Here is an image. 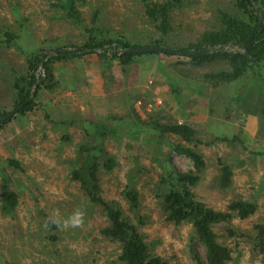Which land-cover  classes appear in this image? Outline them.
<instances>
[{
  "label": "rangeland",
  "instance_id": "rangeland-1",
  "mask_svg": "<svg viewBox=\"0 0 264 264\" xmlns=\"http://www.w3.org/2000/svg\"><path fill=\"white\" fill-rule=\"evenodd\" d=\"M54 1L0 0V112L13 108V85L27 71V50L54 46L68 50L67 45L83 43L93 15L104 31L135 44L148 45L159 35L147 19L143 0H77L82 24ZM225 10L236 12V0H184L171 13L173 28L164 44L196 40L203 31L219 26ZM5 31L18 36L8 43ZM176 60L163 53L137 55L124 69H114L97 53L87 52L58 62L60 87L51 93L40 91L38 106L0 130V264H124L119 260L120 243L102 233L109 223L105 210L71 176L84 155L82 145L101 146L116 160L114 169L108 170L104 156L97 159L101 194L118 200L134 223L140 214L145 218L140 229L154 252L173 264H194L192 245L204 261L206 247L195 237L192 224L168 221L157 197L167 161L178 171L193 168L189 157L169 145L183 140L159 132L137 136L132 131L135 125L120 119L131 114L135 120L134 110L143 119L186 120L197 129L198 150L207 163L194 188L197 197L221 210L234 199L258 203L248 219H233L229 228L235 235L224 222L214 229L233 250L229 264H261L263 256L254 249L252 235L255 223L264 222V59L247 76L228 82L204 76L229 69L223 59L201 65ZM39 74L40 82L43 72ZM169 75L179 81L177 92ZM65 133L69 141L63 138ZM234 135L239 136L234 142L217 140ZM150 137L152 141H147ZM219 157L233 169L232 184L226 189L219 184ZM8 158L19 160L23 169L9 165ZM132 183L140 192L137 213L123 193ZM5 189L18 193L16 209L8 214L1 211ZM48 218L58 223L57 229L48 228ZM50 233L56 236L54 241Z\"/></svg>",
  "mask_w": 264,
  "mask_h": 264
},
{
  "label": "trees",
  "instance_id": "trees-1",
  "mask_svg": "<svg viewBox=\"0 0 264 264\" xmlns=\"http://www.w3.org/2000/svg\"><path fill=\"white\" fill-rule=\"evenodd\" d=\"M143 1L147 19L159 34L148 45L164 47L175 52L153 51L138 54L123 52L118 45H114V42H120L126 46L141 45L133 43L123 35H110L109 32L104 31V28L96 25L98 16L93 15V25L85 27L86 39L84 42L77 45H67L77 47L83 52L69 51L64 46L60 54L49 56L45 61L44 74H41L42 80L38 83L36 89V71L40 66L41 56L45 49L34 47L31 50H27V71L14 82V105L12 110L20 106L31 94L35 93V95L10 119L3 120L0 118V130L4 129L7 123L16 118L17 115L25 116L38 106L37 97L40 91L46 90L51 93L60 87L58 62L64 63L75 57L85 56L88 49L101 48L102 51L97 52V56L103 62L110 63V66L114 69H117V67L124 69L125 66L132 64L137 55L146 54L163 53L167 56H175L177 62H190L194 65H201L215 59H223L227 62L229 69L220 70L217 73H206L204 76L227 82L247 76L250 70L256 68L255 64L264 59L251 58V56L260 57L264 53V0H236L237 11L234 13L227 10L222 11L218 18L219 26L217 28L203 31L196 40L187 45L176 46H168V44L164 43L169 42V35L173 28L171 13L175 8L182 6L184 0ZM254 1L258 5L259 10L255 7ZM53 5L64 9L65 15L75 23H83L82 12L77 8V0H55ZM261 17H263V20H261ZM15 36H18L17 33L5 31L6 42L11 43L14 40L13 38H16ZM227 47L231 49L229 50ZM50 48L59 49L60 47L54 46ZM50 48L46 49L49 50ZM242 49L246 51L242 52ZM114 60H117L118 64ZM159 66L163 68L162 64ZM169 78L173 91L177 92L179 81L174 77H170V75ZM136 96L138 97V95ZM5 112L8 111L0 113ZM255 113H257L256 110ZM132 114L136 116L135 120L131 118V114H127L125 117L121 116L120 119L125 120L127 125H135L132 127V131L137 136L142 135L144 132L150 136L155 135L157 132L161 135L170 133L184 141L169 142V145L174 152L189 157L193 163V168L188 171H178L167 161V166H163L160 181L161 188L158 190L157 197L166 219L177 225L191 223L195 237L205 245L206 254L204 261L198 255L194 246L190 245L194 264H229L232 260L233 250L228 244L219 239L214 226L224 222L228 226L229 233L235 235V230L229 228L233 219L236 217L248 219L258 210V203L254 200L234 199L229 202L228 207L224 210L209 206L197 197L194 190L202 179L207 167L203 153L198 150V143L201 140L198 137L197 129L186 120H170L161 123L158 116L143 119L135 110ZM113 119H118V117L115 116ZM89 124L92 125V121H89ZM142 126L147 127L144 128ZM128 134H131V132L128 131ZM63 138L67 141L70 140L68 133H65ZM151 139L152 137L147 141H152ZM238 139V135L217 137V140L225 142H234ZM80 150L84 151V155L82 160L77 162L78 166L73 168L71 176L81 182V187L91 201L105 210L109 223L101 230L107 238L120 243L121 253L119 260L124 264H173L154 252L151 243L148 242L146 235L140 229L141 225L146 223L145 218L141 214L138 217L139 222L134 223L118 200L107 199L102 196L97 159L104 156L106 168L112 170L117 165L112 155L104 148H101V146L85 147L82 145ZM6 161L12 167L23 169L17 159L8 158ZM217 161L220 169L219 184L224 189L229 188L232 184V166L221 157ZM123 193L130 204V208L134 212L138 211L141 203L137 185L134 183L127 184ZM1 202L3 214L15 211L18 193L11 189H5L1 196ZM46 222L50 230L58 228V223H55L51 218H48ZM253 230V247L263 256L261 264H264V222L255 223ZM242 236L245 235L242 234ZM49 237L51 241L56 238L51 233Z\"/></svg>",
  "mask_w": 264,
  "mask_h": 264
},
{
  "label": "water",
  "instance_id": "water-1",
  "mask_svg": "<svg viewBox=\"0 0 264 264\" xmlns=\"http://www.w3.org/2000/svg\"><path fill=\"white\" fill-rule=\"evenodd\" d=\"M254 5L257 8V10H259V7H258V5L256 4L255 1H254ZM261 20H263V17H261ZM114 45H118L123 52L135 53V54H138V53H147V52H153V51H169V52H175L173 50H169V49H166L164 47H156V46H153V45L126 46V45H124V44H122L120 42H114ZM62 51H63V49H61V48H59V49H49V50H46L42 54V56H41L42 57V61L40 63V66L38 68V71L39 72L41 71L44 74V71H45V61L47 60V58L49 56H51V55H58ZM69 51H77L79 53H82L83 52V51H80L77 47H70L69 48ZM100 51H102L101 48H94V49H88L87 50V52H94V53H97V52H100ZM241 51L242 52H245L246 50L245 49H242ZM177 53H181V52H177ZM251 58L252 59L264 58V53L260 57H253V56H251ZM39 72L36 73L37 79H36L35 89H36V86L38 85L39 80H40V74H39ZM34 95H35V93L31 94V96L28 97L17 108H14L13 110L8 111V112H5V113H0V118L3 119V120L10 119L20 108H22L24 105H26L34 97Z\"/></svg>",
  "mask_w": 264,
  "mask_h": 264
},
{
  "label": "clouds",
  "instance_id": "clouds-1",
  "mask_svg": "<svg viewBox=\"0 0 264 264\" xmlns=\"http://www.w3.org/2000/svg\"><path fill=\"white\" fill-rule=\"evenodd\" d=\"M227 49H229V50H230L231 48L227 47Z\"/></svg>",
  "mask_w": 264,
  "mask_h": 264
}]
</instances>
